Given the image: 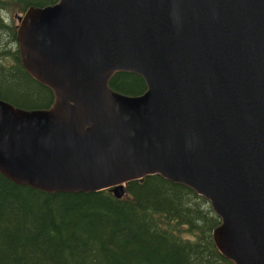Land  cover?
I'll list each match as a JSON object with an SVG mask.
<instances>
[{"label": "water", "instance_id": "1", "mask_svg": "<svg viewBox=\"0 0 264 264\" xmlns=\"http://www.w3.org/2000/svg\"><path fill=\"white\" fill-rule=\"evenodd\" d=\"M16 21L20 66L48 109L0 100V175L44 193L159 175L219 218L217 252L264 264V0H57ZM145 91H112L114 72Z\"/></svg>", "mask_w": 264, "mask_h": 264}, {"label": "trees", "instance_id": "2", "mask_svg": "<svg viewBox=\"0 0 264 264\" xmlns=\"http://www.w3.org/2000/svg\"><path fill=\"white\" fill-rule=\"evenodd\" d=\"M57 0H0V100L24 110L48 109L51 90L20 66L14 15ZM108 87L137 96L146 87L114 72ZM109 190L44 193L0 175V264H232L215 249L219 218L191 188L159 175Z\"/></svg>", "mask_w": 264, "mask_h": 264}]
</instances>
